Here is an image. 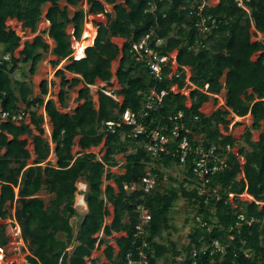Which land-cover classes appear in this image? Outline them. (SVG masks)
Here are the masks:
<instances>
[{
  "label": "trees",
  "instance_id": "16d2710c",
  "mask_svg": "<svg viewBox=\"0 0 264 264\" xmlns=\"http://www.w3.org/2000/svg\"><path fill=\"white\" fill-rule=\"evenodd\" d=\"M150 1L0 0V43L4 46L1 53L10 54V59L0 64V105L10 113H29L30 123L37 131L34 134L24 121L19 124L0 121V251L4 257L13 239H23L29 252L25 255L28 264H88L92 252L105 244L104 253L110 263H100L98 258L91 259V264H118L117 259L135 247L134 228L139 222L136 208L144 204L152 216L146 237L149 264H174L180 254L188 262L191 251L205 245L208 249L197 257L198 264H264V40L252 39L258 32L264 34V0H242L248 11L237 0H218L215 4L206 0L204 14L217 20V26L207 32L196 27L197 20L190 15L191 6L201 0H153L157 5L155 12L148 11ZM84 3L88 13L104 14L106 22H97L94 41L85 48V57L73 59L56 70L55 76L60 77L57 102L53 98L45 100L47 80L40 84L41 94L32 97L28 82L14 79L13 74L21 63H29V74L34 75L48 52L56 57L50 60L53 67L61 59H68L73 45L66 27L71 25L74 38H81ZM106 4L111 5L110 11L106 10ZM42 18L50 23L46 33L54 40V46L40 32L32 41H25L16 56L21 37L7 25V20L16 19L25 31L36 33ZM147 34H151L153 47L162 53L177 50L180 68H190L194 88L188 96L170 89L173 84L180 90L187 89L185 73L180 78L168 77L169 70L165 69L164 79L158 81L143 62L132 57V44ZM116 37L124 39L122 46L112 40ZM157 38L162 40L159 45L155 43ZM256 53L259 54L253 60ZM114 61H118L115 76L120 86L114 94L121 96L122 101H116L101 89L96 107L89 85L98 79L111 85ZM65 71L80 77L68 79ZM80 84L83 86L76 99L83 102L71 112L61 111L57 103L66 108L68 91ZM206 85L208 88L204 89ZM151 89L166 90L167 94L155 105L147 122L152 127H170L167 118L183 112L182 123L189 130L193 147L197 144L195 137L201 138L198 143L205 149L227 144L236 147L238 140L232 134L222 133L220 125L227 132L229 115L251 116L252 125L243 135L245 144L236 153H227L228 167L214 177L211 186H220L216 191L220 198L216 193L208 196L198 193L191 161L185 169L180 167L182 179L168 175V180H164L165 169L180 166L177 145H169L165 152L153 156L145 147L144 137L128 136L131 127L124 125L115 132L106 130L105 121L119 120L126 110L140 111ZM220 97L224 103L218 106ZM188 100L190 106L186 104ZM206 103L217 107L210 113L204 112L202 107ZM41 107L52 124L55 166L47 161L51 147L44 136V118L38 111ZM253 130L260 131L256 141ZM24 135L31 138L36 154L31 165L28 139L22 138ZM77 136L81 151L74 154ZM103 140L101 159L85 151ZM120 154L124 172L115 173L111 168L120 165L121 159L117 158ZM146 172L157 178L151 192L126 189V185L133 183L140 187ZM82 180L87 185L83 193L87 213L75 233L70 220L77 213L74 198L77 182ZM104 181L113 184L103 188ZM42 191L52 195L49 203L40 197ZM229 193L235 194L234 203L229 201ZM244 193L252 200L242 201L240 195ZM180 199H185L194 210L196 220L189 242L181 248L170 239L168 244L157 241L163 239L164 231L173 228L170 216ZM108 203L113 206V219L107 224ZM241 213L245 220L237 226ZM9 219L11 223L7 222ZM101 231L104 234L97 237ZM114 232L125 233L116 241V255L106 239ZM215 241L225 248V253H211ZM140 243L141 239H137L135 245Z\"/></svg>",
  "mask_w": 264,
  "mask_h": 264
},
{
  "label": "built area",
  "instance_id": "2783aa9c",
  "mask_svg": "<svg viewBox=\"0 0 264 264\" xmlns=\"http://www.w3.org/2000/svg\"><path fill=\"white\" fill-rule=\"evenodd\" d=\"M238 1L239 4L244 7L242 0ZM207 4L206 0H201L199 3L191 6L192 10L190 15L196 18L197 21H195V26L202 32L210 31L213 27L217 26L216 18L204 14V9ZM156 8L157 5L153 2V0H151L149 2L148 11L155 12ZM81 37L84 38L83 41H86L88 37H92V33L88 37L87 35H82ZM150 39L151 34H147L139 41L134 42L131 48L132 57L137 62H143L149 69V72L154 75L158 81H162L164 79L165 69L169 70V73L167 74L168 77L174 76L176 78H180L182 73H185L187 89L180 90L177 84H173L170 89L175 93L181 92L188 96L190 91L194 88V85L190 82L191 72L189 67L183 66L180 68V65L177 62V50L170 53H162L150 44ZM161 41L162 40L160 38H157L155 40L156 45H159ZM9 59V53L0 54V64ZM207 87L208 85L205 86L206 89ZM187 90L189 91L187 92ZM105 92L107 93V91ZM166 94V90H161L160 92L156 89L150 90L147 93V101L140 111L134 112L126 110L119 120L105 121L104 126L106 127V130L115 132L116 129L121 128L124 125L131 127L128 136L132 138L144 137L146 140L145 147L153 156L165 152L167 150V146L169 145H177L176 152L180 154L178 162L180 167L185 169L187 162L191 161L193 174L197 177L196 187L198 189V193L201 196H208L216 193L217 198H220V195L216 192L220 186L216 184L213 188L211 185L216 174L228 167L227 153L230 151L232 152L234 147L227 144L225 147L210 146L208 149H205L203 145L198 143V140L201 141V138L198 137H195L197 144L193 147L188 138L187 132H189V130L186 128L185 124L182 123L184 117L183 112H179L178 114L171 115L167 118L168 124L172 125L170 127L169 125L152 127L147 122V119L150 117V113L155 108V105H159ZM27 117L28 113L24 111L20 113H10L3 110L0 105V121L10 120L15 124H19L22 121L26 122ZM195 119H198V117H195ZM183 131H185V133H183ZM241 162H243V159H241ZM156 184V176L152 172H146L141 178L140 187L133 183L126 185V189L129 191L141 189L146 193H149L156 186ZM234 197L235 194H228L229 201ZM136 211L139 214V222L134 228L133 245L135 247L132 250L130 249L126 253H123L117 259L118 264H149V254L147 250L149 242L146 237L149 233V224L152 220V216L149 209L144 204H139ZM238 219L239 221L236 223L237 225H239L241 221H244L245 217L241 213L238 215ZM247 223L250 224L251 222L247 221ZM17 232L19 233L20 229L17 228ZM137 239H141V243L139 245H135ZM212 247L211 253L214 251L225 253V248L217 241L212 244ZM207 249V245L202 246L200 249H193L190 253V260L188 262H185L184 255L180 254L176 257V262L174 264H198L197 257L200 254H205ZM117 253H115V255ZM246 256H250V253H246ZM105 259V261L100 260V263H110L107 257H105Z\"/></svg>",
  "mask_w": 264,
  "mask_h": 264
},
{
  "label": "rangeland",
  "instance_id": "374dc122",
  "mask_svg": "<svg viewBox=\"0 0 264 264\" xmlns=\"http://www.w3.org/2000/svg\"><path fill=\"white\" fill-rule=\"evenodd\" d=\"M218 0H212L210 1L211 4H215L217 3ZM62 5L65 4V2H61ZM106 9L107 10H111V5L106 4ZM46 8V7H45ZM44 8V9H45ZM73 8L70 7V11L72 12ZM88 23H85V28L84 31L82 32L83 36L87 35V37L90 35L89 32H93L92 29H94L95 27V21H100V22H106V17L104 16V14L101 15H97L95 17H92V19L88 18ZM89 21H91V23H89ZM94 23H93V22ZM45 19L42 18V20L40 21L39 25H38V31L36 33H32L30 31H25L22 28V25L20 27V23H17L16 19H8L7 20V25L11 28H13L18 35L21 37V41H20V46L19 48L16 50L15 55L18 54L19 50L23 47V43L25 41H32L33 38L35 37L36 34L40 33L42 34V36L45 38V40L47 42L51 41L50 38L47 36L46 34V26L47 23H45ZM71 27H69L67 29V31H71L70 29ZM91 30V31H90ZM255 29L254 27H252L251 32H254ZM93 34V33H92ZM82 36V35H81ZM82 38V37H81ZM84 39V38H83ZM252 39L255 40H264V34H258L257 36H253ZM113 41L119 43L120 45L123 43V39L121 38H113ZM50 43V42H49ZM51 46V45H50ZM53 46V45H52ZM77 46V45H76ZM4 48L3 44L0 43V54H2V49ZM77 48V47H76ZM259 53H256L255 55L252 56V59L255 60L257 58ZM54 57L51 56V53H45L43 59L40 61V63L38 64L37 68H36V73L34 75H30L29 74V68H30V64L29 63H21L20 64V68L15 71V73L13 74L14 79H19V80H26L29 84V86L31 87L33 94L32 97L35 96H39L40 93V84L43 80H47L48 81V95L46 97L47 98H54L56 100V96L57 93L59 92V88L60 85L59 80H55L54 78V72H55V68L49 63L50 59H53ZM61 65L65 64L64 61H60ZM116 65H117V61L113 62V71H115L116 69ZM190 69V68H189ZM71 77V76H69ZM105 85V84H104ZM103 84L100 83H96L95 85H92V87H90L91 89V94L93 96L94 101L97 99V91H99L100 89H108V90H115L117 89V85L115 83H113V85L111 86H104ZM83 86V84H80L78 86H76L74 89L69 90L68 94L69 97H75L76 95L74 94V92H76L77 88L80 89ZM97 86V87H94ZM189 90H187L188 92ZM69 98V99H70ZM224 103V99L223 97L218 98V106L222 105ZM186 104L188 106L191 105V101L188 100L186 102ZM74 107V105L72 106ZM217 106L212 107L210 103H206L203 105L202 110L204 112H208L210 113L211 111L215 110ZM44 109L39 108V113H44L43 112ZM72 111V109L70 110ZM228 119L231 120V123L229 124V129L226 131L223 130V126L220 125V130L221 132H226L227 134H232L237 140H238V144L236 147L233 148L234 153L237 152L238 147L240 145H244V138L243 135L246 131V129L248 127H251L252 125V118L250 115H247L245 117H240L237 118L236 115H229ZM239 124H235L238 123ZM44 130H45V134L46 137H50L51 136V127H50V122H49V118L44 121ZM253 140H258L259 135H260V131H256L253 130ZM78 138L76 139V145L73 146V153L77 154L78 152H80V148H79V144L77 145ZM28 148L30 150H32V144H31V140H28ZM103 145H104V140L101 142L100 145L96 146V147H92L89 149V151L95 153L97 155L98 159H101L104 153V149H103ZM49 158L50 163H52L53 165H55L56 163V157L55 154H51ZM118 159L122 158V155H118L117 156ZM32 159L28 160V164L31 165ZM124 162V159L120 160V165L118 166V168H120V170L116 169V167L111 168V171H114L115 173H122L123 169L122 168V163ZM244 162V160H243ZM46 164V161L42 163V165L44 166ZM113 169V170H112ZM165 175H164V180H166L168 178V175H172L173 177H177L178 179H182L183 175L181 174V170H180V166H172L168 169L164 170ZM241 176V175H240ZM168 180V179H167ZM85 184V185H84ZM107 184H113V181H104L103 184V188H105V186ZM170 187H172V185H169ZM77 188L78 191L75 194V198H74V207L77 210V213L71 218L70 222L73 226L74 232L77 233L79 230V227L84 219L85 214L87 213V205L86 204H80L79 201H83L84 199H79L80 195H82L86 188V183H84V180L82 181H78L77 182ZM40 197L44 198V200L46 201V203H49V200L51 198V194H48L44 191L40 192ZM240 199L242 201H251L252 197H249V195L247 193H244L240 196ZM230 202L234 203V198L230 200ZM234 207H236V204H234ZM107 208L109 211L108 216L105 218V223H110L113 219V206L112 204L108 203L107 204ZM171 220L170 223L172 225L173 228H171V230L168 231H164L163 232V239L162 240H157L159 242H163L165 244H168V240H173L177 243L178 247L181 248L182 245H185L189 242V233L193 230L194 225L196 224V220L194 218V210L189 206V204L187 203V201L185 199H180L177 204L176 207L174 208V210H172L171 212ZM199 221V218H198ZM8 223H11L10 220L7 221ZM239 226V225H237ZM8 229H10V226L8 227ZM9 232H11V229L9 230ZM104 233L101 231L100 233H97V237H100V235L102 236ZM122 235H125L124 232H114L112 233V235L107 236V242L113 246L114 248V253H117L118 251V246H117V239H119ZM13 237H15V234L13 233L12 235ZM104 248H105V244H102L99 246V248H96L93 252L92 255L90 257V259H88V264H91L90 260L91 259H98L100 258L101 261H105V253H104ZM7 256L4 257L3 255V259H2V264H10L12 262H16L17 264H28L25 261V255H27L29 252L27 250V246L24 243L23 239H13V241L11 242V244L9 245V247L6 250ZM3 254V253H2ZM99 260V262H100Z\"/></svg>",
  "mask_w": 264,
  "mask_h": 264
},
{
  "label": "crops",
  "instance_id": "0c3cea01",
  "mask_svg": "<svg viewBox=\"0 0 264 264\" xmlns=\"http://www.w3.org/2000/svg\"><path fill=\"white\" fill-rule=\"evenodd\" d=\"M49 6V4L47 5V7ZM47 7L44 9V12L46 11V9H47ZM87 8H88V6L84 3L83 4V9H84V25H85V23H88V18L89 19H92V17H95V16H97V15H94V14H90V13H88L87 12ZM98 15H103V14H98ZM105 16V15H104ZM45 19V18H44ZM46 21V20H45ZM93 22V21H92ZM97 22H99V21H95V27H94V29H92V31L93 32H90V33H93L92 34V37H89V39H87L85 42L83 41V38H80L79 40H77V39H75L74 38V36H73V27L71 26V25H68L67 27H66V32H67V34L69 35V38H70V40H71V42H72V45H73V53H72V55L68 58V59H61L60 61H64V63L65 64H62L61 65V62L59 63V65L57 66V67H54L55 68V72H56V70L57 69H60V68H64V66L67 64V63H69L71 60H73V59H79V58H83V57H85V52H84V50H85V48L87 47V46H89V45H92V43H93V41H94V37H95V33H96V29H97ZM17 23H20V27H21V22H18L17 21ZM45 23H47V26H46V31L48 30V28H49V25H50V23L48 22V21H46ZM89 23H91V21H89ZM94 23V22H93ZM69 27H71L70 29H71V31H70V33H69V31H67V29L69 28ZM84 28H85V26H83V31H84ZM13 29V28H12ZM82 31V32H83ZM91 31V30H90ZM17 33V32H16ZM84 33H85V31H84ZM18 34V33H17ZM47 34V33H46ZM37 35V34H36ZM83 35V34H82ZM48 36V35H47ZM90 36V35H89ZM49 37V36H48ZM50 38V37H49ZM116 38H119V37H116ZM122 39V38H121ZM50 40L51 41H49L48 43L51 45V47H53L54 46V40L53 39H51L50 38ZM124 40V39H123ZM115 42V41H114ZM124 42V41H123ZM117 43V42H116ZM24 44V43H23ZM119 46H122V44L120 45L119 43H117ZM53 45V46H52ZM77 45V46H76ZM77 47V48H76ZM16 56H18V54L16 55ZM51 56H53L52 54H51ZM54 58L53 59H50V60H56V57L55 56H53ZM50 63V62H49ZM117 66H118V61H117V65H116V69H115V71H113V69H112V72H113V74H114V76H113V78H112V80H111V85H113V83H115L116 85H117V89H119L120 88V86H119V84H118V81H117V78H116V76H115V72H116V70H117ZM112 68H113V63H112ZM55 72H54V78H55V80L57 79V80H59V85H60V77H57V76H55ZM65 75H66V77L68 78V79H71L72 77H75V76H77V77H80L79 75H76V74H74V73H72V72H69V71H65ZM69 76H71V77H69ZM48 82V81H47ZM96 83H100V84H105V85H107V86H111V85H108V84H106V83H104V82H102L101 80H97L96 81ZM95 83V84H96ZM94 84V85H95ZM104 85V86H105ZM90 87H92V85H89V88ZM94 87H97V86H94ZM117 89H115V90H117ZM59 90H60V88H59ZM78 88H77V90H76V92H74V94L76 95L75 97H69V94L67 95V97H66V102H67V107L66 108H61L60 107V104L59 103H57V106H58V108L61 110V111H63V112H71L70 110L72 109V111H73V109H75L78 105H80L83 101H78L76 98H77V96H78ZM101 90V89H100ZM104 90H106L105 88L104 89H102V91H104ZM114 89L113 90H108L107 89V95H109V96H111L113 99H115L116 101H119V102H121L122 101V97L121 96H118V95H114V91H115ZM98 92L99 91H97V99L94 101V103H95V105H96V107L98 106ZM58 94V93H57ZM90 94H91V89H90ZM91 96H92V94H91ZM46 97L47 96H45V100H47L46 99ZM93 97V96H92ZM70 98V99H69ZM54 99V98H53ZM55 100V99H54ZM94 100V99H93ZM56 102H57V96H56V100H55ZM74 105V107H72ZM42 109H44L45 110V108L44 107H41ZM44 112V111H43ZM41 114V113H40ZM46 114V111L44 112V113H42V115L44 116L43 118H44V121H45V119L47 120L48 119V116L47 115H45ZM237 118H240L239 116H236ZM49 122H50V120H49ZM26 123L27 124H29L30 126H31V128L33 129V132H34V134H37V131L35 130V128L32 126V124L30 123V115H29V113H28V117H27V119H26ZM50 129H51V136L50 137H46V135H44L45 136V138H47V140H48V142H49V144H50V147H51V152H50V155L51 154H55V152H54V148H55V143L52 141V124H51V122H50ZM224 130V129H223ZM225 131V130H224ZM223 133V132H222ZM225 134H227L226 132H224ZM11 137V136H10ZM22 138H26V139H30L31 140V138H28L27 137V135H24V136H22ZM78 138V141H79V138H80V136H77L76 138H75V143H76V139ZM77 141V142H78ZM29 144V143H28ZM28 144H27V148H28ZM31 144H32V150H30L29 148H28V150L30 151V153H31V158L30 159H32V162H31V164L34 162V160H35V158H36V154H35V152H34V146H33V143H32V140H31ZM79 143H77V145H78ZM76 145V144H75ZM74 145V146H75ZM79 146V145H78ZM79 148H80V151H81V147L79 146ZM92 148V147H91ZM85 151H89V150H85ZM50 155H49V157H50ZM55 157H56V154H55ZM47 161H49V158L47 159ZM46 161V162H47ZM50 163V162H49ZM52 164V163H51ZM57 164V157H56V163H55V165ZM53 165V164H52ZM54 165V166H55ZM115 168V167H114ZM116 169H118V170H120V168H118V166L116 167ZM121 169H123V168H121ZM113 170V169H112ZM114 172V171H113ZM123 172H124V169H123ZM85 185V184H84ZM86 188H87V185H86ZM82 196L84 197V195L82 194ZM85 204H86V202H85ZM10 220V219H9ZM8 221V220H7ZM11 221V220H10ZM18 229H19V227H17ZM10 230V229H9ZM20 233V232H19ZM1 252V251H0ZM2 253V252H1ZM16 263V262H15ZM17 264V263H16Z\"/></svg>",
  "mask_w": 264,
  "mask_h": 264
},
{
  "label": "bare ground",
  "instance_id": "6f19581e",
  "mask_svg": "<svg viewBox=\"0 0 264 264\" xmlns=\"http://www.w3.org/2000/svg\"><path fill=\"white\" fill-rule=\"evenodd\" d=\"M89 34H91V33L89 32ZM88 39H89V37H88ZM79 197H80L79 199H84V197L82 195H80ZM249 197H251V196L249 195ZM79 202H80V204H85V200L79 201ZM2 259H3V254L0 252V264H2Z\"/></svg>",
  "mask_w": 264,
  "mask_h": 264
},
{
  "label": "clouds",
  "instance_id": "9594fccd",
  "mask_svg": "<svg viewBox=\"0 0 264 264\" xmlns=\"http://www.w3.org/2000/svg\"><path fill=\"white\" fill-rule=\"evenodd\" d=\"M238 1V0H237ZM238 3H239V1H238ZM242 4H243V1H242ZM240 5V4H239ZM241 6V5H240ZM244 6V5H243ZM246 8V7H245ZM107 10V9H106ZM247 10V9H246ZM107 11H109V10H107ZM248 11V10H247ZM258 34H262V33H259L258 32ZM208 88V87H207ZM204 89H206V88H204ZM152 90V89H151ZM105 91H107V90H104L103 92L106 94V92ZM108 92V91H107ZM114 95H116V94H114ZM130 111V110H129ZM44 112H45V110H44ZM125 112V111H124ZM45 115H47V114H45ZM123 115V114H122ZM44 117V116H43ZM122 117V116H121ZM113 121V120H112Z\"/></svg>",
  "mask_w": 264,
  "mask_h": 264
}]
</instances>
